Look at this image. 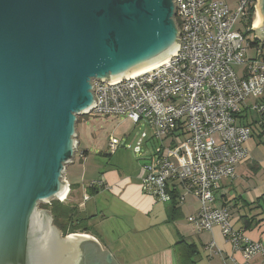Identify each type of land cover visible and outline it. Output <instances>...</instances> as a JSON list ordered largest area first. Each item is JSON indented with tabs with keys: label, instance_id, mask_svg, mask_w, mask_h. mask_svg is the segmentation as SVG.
Listing matches in <instances>:
<instances>
[{
	"label": "water",
	"instance_id": "1",
	"mask_svg": "<svg viewBox=\"0 0 264 264\" xmlns=\"http://www.w3.org/2000/svg\"><path fill=\"white\" fill-rule=\"evenodd\" d=\"M259 8L264 16V0ZM175 15L174 0H0V264H75L82 241L98 246L80 234L58 240L39 205L70 190L93 81L177 47ZM253 30L264 42V22Z\"/></svg>",
	"mask_w": 264,
	"mask_h": 264
},
{
	"label": "built area",
	"instance_id": "2",
	"mask_svg": "<svg viewBox=\"0 0 264 264\" xmlns=\"http://www.w3.org/2000/svg\"><path fill=\"white\" fill-rule=\"evenodd\" d=\"M174 4L179 38L169 61L134 76L94 80L95 102L86 114L145 123L151 137L142 163L143 192L167 203L181 184L199 203L188 221L199 231L219 227L243 258L224 264H251L256 257L264 264V244L237 230L227 207L215 206L222 181L234 179L237 166L249 157L250 112L258 113L264 131V49L252 48L259 39L239 27L252 1L238 0L236 9L222 0ZM109 147L115 152L120 142L112 139ZM170 182L178 184L170 189ZM178 201L185 202V196ZM208 249L224 259L214 242Z\"/></svg>",
	"mask_w": 264,
	"mask_h": 264
},
{
	"label": "crops",
	"instance_id": "3",
	"mask_svg": "<svg viewBox=\"0 0 264 264\" xmlns=\"http://www.w3.org/2000/svg\"><path fill=\"white\" fill-rule=\"evenodd\" d=\"M225 2L232 9L237 8L238 0ZM253 28L254 23L252 30ZM256 126L257 134L254 132L247 143L248 159L237 166L234 179L222 181L220 189L215 193V206L227 207L234 227L252 241L264 244V180L261 179L262 172L264 174V158L254 157V152L264 146V131L262 126ZM68 169L66 168L67 172ZM67 176L66 173L70 201L74 204L79 202V209L82 204L81 192L85 193L86 189L97 195L104 193L106 196L103 202H95L93 207L96 212L88 217L91 218L88 221L90 228L99 221L110 223L112 219L115 223L118 222L120 227L104 228L100 233L85 235L98 244L101 252L108 251L117 264H224V261L229 263L231 257L243 261L242 256L225 240L219 227L205 232L199 231L189 223L188 216L197 213L198 202L192 197L187 199L186 203H179L178 197L183 196L182 190L185 189L177 182L169 184L170 189L178 184L173 195L177 203L172 206L171 202L164 203L144 193L140 180L124 178L116 170L107 171L102 178L105 185H95V188L92 185L82 187L76 180H67ZM254 178H259L260 183L254 184L251 180ZM190 201L193 202L191 207ZM84 206L87 207V204ZM100 207L103 210L98 212ZM253 208H256L255 212L252 211ZM106 211L110 212L109 215ZM242 217L255 218V221H252L247 229L246 220ZM211 242L224 254V259L216 250L208 249ZM260 261L261 258L256 257L251 264H260Z\"/></svg>",
	"mask_w": 264,
	"mask_h": 264
},
{
	"label": "rangeland",
	"instance_id": "4",
	"mask_svg": "<svg viewBox=\"0 0 264 264\" xmlns=\"http://www.w3.org/2000/svg\"><path fill=\"white\" fill-rule=\"evenodd\" d=\"M256 5L257 12V9L259 8V0H257ZM239 27H242L244 32L249 29L248 24L244 22L239 24ZM249 30L252 31V28ZM250 35H253V33H250ZM254 35H256L255 31ZM250 102L253 103V100H250ZM250 113L253 115L249 114L251 116H249V123L253 122L252 119L254 120L255 118L256 120L259 118L257 112L254 111ZM256 125H253L252 127L255 134H257L258 131V127ZM144 134H146L148 137L144 138ZM76 135L79 149L75 156V163H70L67 165V168H69L68 172H65V177L66 173L68 175L67 180H76L79 184H81L82 187H88L93 183L99 185L107 171L116 170L124 178H128L129 180L133 181L138 179L141 181V176L143 175L142 163H144V157H146V153L149 148V139L151 137V130L147 125H145V123L136 125L133 121L122 116H102L92 113L85 114L78 117L76 124ZM112 139H116L120 142V147L115 152L109 147L110 141ZM82 152H87V156L81 158ZM254 157L255 159L264 158V146H260L258 150L254 152ZM261 179L264 180L263 172ZM251 180L254 184L260 183L259 178H254ZM182 194L185 196V203L187 202V199L189 200V198L193 197L190 193L184 190H182ZM69 196L70 192L68 193V198L64 204L78 206L79 202L74 204L72 201H70ZM105 197L106 196L104 193L103 195H97L96 193L87 191V189L85 193L81 192L80 200L82 204L81 208H78L79 216L81 218L90 217L92 213L96 212L93 207L95 202L99 204V202L104 201ZM87 201H89V203H87ZM84 204H87V207H85ZM192 204L193 202L190 201V207ZM44 205H49V203H41L39 205V210L49 212V210L45 209ZM98 209V212L103 210L102 207ZM198 209L199 204L197 203L196 210ZM252 211L255 212L256 209ZM105 213L109 215L110 212L106 211ZM85 225L90 227V223L84 222L83 226ZM113 226L115 228L120 227L119 223H115L113 219L110 223H103V221H99L98 224L95 223L94 226L91 225L90 233H100V231H103L102 229H111Z\"/></svg>",
	"mask_w": 264,
	"mask_h": 264
},
{
	"label": "trees",
	"instance_id": "5",
	"mask_svg": "<svg viewBox=\"0 0 264 264\" xmlns=\"http://www.w3.org/2000/svg\"><path fill=\"white\" fill-rule=\"evenodd\" d=\"M252 1V6L250 7L248 16L245 18V23L248 24V28L251 29L252 25L254 23L255 19V7L254 4L256 3V0H251ZM250 33L254 34V31L250 30ZM255 46H260L262 49H264V43H261L259 40H255L254 42H251V47L254 48ZM258 123V119L252 122V127L253 125H256ZM249 124V123H248ZM87 156V152H84L81 158H84ZM93 188H95L94 184H92ZM174 195V194H173ZM176 197L173 196L171 204L172 206H175L177 203ZM45 209L51 211V213L54 215V220L56 226L62 228L65 230L66 235L68 233H86V234H91L89 231L91 230L90 227L81 226L83 225L84 222L88 223L91 218H81L79 216V209L77 206H72V205H67L59 201H54L52 200L49 205H44ZM176 209V208H174ZM256 208H253L254 210ZM243 220H246V227L247 229L250 227L252 224V221H255V218H249V217H242ZM78 223V224H76ZM70 231V232H68Z\"/></svg>",
	"mask_w": 264,
	"mask_h": 264
},
{
	"label": "flooded vegetation",
	"instance_id": "6",
	"mask_svg": "<svg viewBox=\"0 0 264 264\" xmlns=\"http://www.w3.org/2000/svg\"><path fill=\"white\" fill-rule=\"evenodd\" d=\"M65 203V202H63ZM48 215L52 219V225L55 227V229L59 232L58 234V240L65 238L66 236L74 235V234H82V233H68L66 235L65 230L62 228L56 226L55 224V218L54 215L51 213V211L48 212ZM78 224V223H76ZM83 226V225H81ZM70 232V231H68ZM86 234V233H83ZM61 235V237H60ZM107 256H102L99 247L91 240L89 242L88 240H84L81 242L78 252H77V259L75 264H109L107 262Z\"/></svg>",
	"mask_w": 264,
	"mask_h": 264
},
{
	"label": "bare ground",
	"instance_id": "7",
	"mask_svg": "<svg viewBox=\"0 0 264 264\" xmlns=\"http://www.w3.org/2000/svg\"><path fill=\"white\" fill-rule=\"evenodd\" d=\"M263 22H264V16L262 14L261 9L258 8L257 9V16H256V19H255V22H254V28L259 27ZM176 49H177V47H174L162 59H159L158 61H156L154 63H151V64H148V65L143 66L141 68H138V69L126 74L125 77H130V76H134V75H137V74H140V73H145V72H148V71H150V70H152V69H154V68H156L158 66H161V65L165 64L166 62L169 61L171 56L176 52ZM121 78H122V76L117 77V79H121ZM68 193H69V190L66 187L65 190L57 197L62 199V200H65L66 198H68ZM80 236H88V235L80 234ZM88 237H90V236H88ZM64 257H67V255H64Z\"/></svg>",
	"mask_w": 264,
	"mask_h": 264
}]
</instances>
